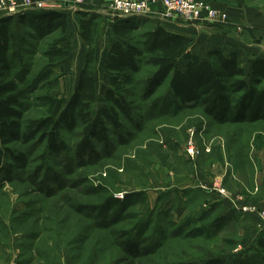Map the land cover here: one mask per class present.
Returning <instances> with one entry per match:
<instances>
[{
    "label": "rangeland",
    "instance_id": "1",
    "mask_svg": "<svg viewBox=\"0 0 264 264\" xmlns=\"http://www.w3.org/2000/svg\"><path fill=\"white\" fill-rule=\"evenodd\" d=\"M94 1L69 7L57 1L67 17L70 53L53 67L42 52L59 33L16 26L21 62L13 74L27 90L20 103L24 121L45 116V96L67 102L91 49L96 97L90 113L107 107L104 60L113 19L110 0ZM47 6L35 15L53 12ZM77 12L96 17L93 45L80 40ZM151 21L131 19L136 33ZM241 59L248 69L253 59ZM152 72L142 66L134 76L126 95L130 117L109 131L108 144L92 142V153L78 155L81 127L61 132L66 150L58 156L37 142L11 146L27 161L24 170L8 168L10 181L0 173V264H204L255 248L261 225L241 214L237 201L259 196L248 160L264 158V123L217 124L200 106L173 102L166 85L144 101L143 83Z\"/></svg>",
    "mask_w": 264,
    "mask_h": 264
},
{
    "label": "trees",
    "instance_id": "2",
    "mask_svg": "<svg viewBox=\"0 0 264 264\" xmlns=\"http://www.w3.org/2000/svg\"><path fill=\"white\" fill-rule=\"evenodd\" d=\"M76 15L80 40L93 45L98 29L96 17L85 19L81 12ZM17 20L22 28L40 26L44 31L59 33L42 52L48 67L69 55L70 46L65 37L66 15L57 11L37 15L25 13ZM136 32L131 19L115 20L110 26L113 43L105 57L108 88L104 99L107 107H99L92 117L90 111L96 97V83L95 52L91 49L85 55L76 87L67 102L45 96L42 98L46 105L45 116L24 121L20 103L27 90L20 87L13 74V64L21 62L14 49L18 40L14 17L0 18V173L7 175L6 180L10 181L9 167L26 168L25 156L15 154L11 148L13 144H45L48 154L58 156L66 150L61 132L72 133L79 127L82 141L77 147L78 155L92 153V142L108 144L109 131L120 130V119L130 117L133 103L126 96L127 89L142 66L153 69L143 83L144 101L153 98L166 85L173 102L180 106H200L217 124L264 123V59L254 58L245 69L237 52L225 55L210 50L205 58H199L188 49L184 37L170 35L162 27L152 25L141 33ZM8 161L10 165L5 164ZM227 220L220 219L219 222ZM256 248L253 255L213 258L204 264H264V231Z\"/></svg>",
    "mask_w": 264,
    "mask_h": 264
},
{
    "label": "crops",
    "instance_id": "3",
    "mask_svg": "<svg viewBox=\"0 0 264 264\" xmlns=\"http://www.w3.org/2000/svg\"><path fill=\"white\" fill-rule=\"evenodd\" d=\"M43 2L45 6L51 4L52 11L62 13L61 6L57 1L63 0H33ZM94 5V0H84ZM212 7L222 11L226 16L224 22H203L193 25H183L178 19L161 20L153 19L150 24L162 27L170 35H180L185 38L188 49L199 58H205L210 50L221 51L225 55L237 52L243 58L248 60L254 58L264 59V45L262 42V33L264 31V0H205ZM65 6V5H64ZM38 13V12H37ZM18 17H14V28L19 26ZM135 19V18H130ZM138 19V18H136ZM151 20V19H150ZM17 38L18 35L16 34ZM254 40V42H253ZM16 42V41H15ZM107 55V54H106ZM106 57V56H105ZM242 61V59H241ZM243 63V62H242ZM106 69V58L104 60ZM249 67V64H247ZM107 71V70H106ZM78 79V77H77ZM255 168L254 180H260V189L256 184V190L259 189V196L249 201L242 198L237 201L238 211L247 205H255L258 209L264 211V158L250 159ZM252 168V167H251ZM250 179L253 180L252 175ZM234 202V201H233ZM235 204V202H234ZM233 214L237 213L233 211ZM239 217V216H238ZM243 217V215H242ZM252 218L253 224L260 225L258 220ZM255 220V221H254ZM262 235L255 237V248L243 255L256 254V242Z\"/></svg>",
    "mask_w": 264,
    "mask_h": 264
},
{
    "label": "built area",
    "instance_id": "4",
    "mask_svg": "<svg viewBox=\"0 0 264 264\" xmlns=\"http://www.w3.org/2000/svg\"><path fill=\"white\" fill-rule=\"evenodd\" d=\"M65 7L83 4L84 0H65ZM109 16L115 20L138 19H178L183 25L203 22H224L225 14L212 7L205 0H110ZM45 10L43 2L33 0H0V18L19 17L25 13ZM264 45V31L262 33ZM224 194V192H223ZM239 212L258 220L264 231V211L252 205L240 208Z\"/></svg>",
    "mask_w": 264,
    "mask_h": 264
}]
</instances>
